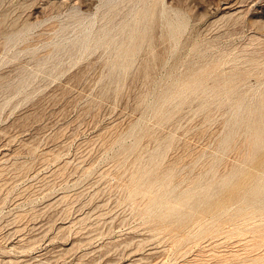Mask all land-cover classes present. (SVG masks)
<instances>
[{
  "label": "rangeland",
  "instance_id": "obj_1",
  "mask_svg": "<svg viewBox=\"0 0 264 264\" xmlns=\"http://www.w3.org/2000/svg\"><path fill=\"white\" fill-rule=\"evenodd\" d=\"M263 199L264 0H0V264H264Z\"/></svg>",
  "mask_w": 264,
  "mask_h": 264
},
{
  "label": "bare ground",
  "instance_id": "obj_2",
  "mask_svg": "<svg viewBox=\"0 0 264 264\" xmlns=\"http://www.w3.org/2000/svg\"><path fill=\"white\" fill-rule=\"evenodd\" d=\"M152 16L153 14H150L148 17L150 19H152ZM147 17V14H144L143 15V18L145 19ZM142 26L141 24L138 23V25H136L134 28H133V34L135 35L136 34V31L137 29ZM139 40L136 41L135 38H132L130 43L125 46L123 49H122V57L123 59H126V57H128L129 55H132L135 53V51L137 50L139 44L141 41L143 40H150L151 39V26H144L143 28V31L141 32L140 36H139ZM135 39V40H134ZM128 67V66H126ZM200 87H192L191 90L194 91V90H197L199 89ZM242 101V100H241ZM238 102L236 107L234 108V114H238V112L240 111V109L242 108V103ZM259 144L261 145L263 143V139H260L259 141ZM235 174L231 175L229 179H227L226 181H224L223 183V187H230L232 184V181L233 179L235 178ZM231 184V185H230ZM209 185H206V186H202L201 189H203L204 193L208 191L209 189ZM160 188H162V190H166V187L161 184L160 185ZM197 192V189L196 188H193L192 190H190L189 192H187L184 196V199H182L180 202H174L173 204L171 205H167V204H164L162 203L159 199H156V198H152L150 200V203H149V210L150 211H155V210H159V209H164L165 212H164V217L166 216H174L177 218V220L179 221H182L183 219H185V217L189 214V213H186V212H181L182 209L186 208V206L190 205V202L193 201L194 199V195L195 193ZM254 202H256V199L253 200ZM264 201V199H263ZM251 203V201H250ZM248 204V202H247ZM252 204V203H251ZM252 221V220H251ZM247 225V224H246ZM236 233V232H235Z\"/></svg>",
  "mask_w": 264,
  "mask_h": 264
}]
</instances>
